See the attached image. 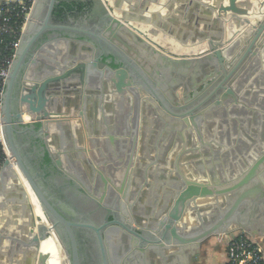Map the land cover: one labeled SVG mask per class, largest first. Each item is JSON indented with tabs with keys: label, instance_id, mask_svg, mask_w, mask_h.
Instances as JSON below:
<instances>
[{
	"label": "water",
	"instance_id": "obj_1",
	"mask_svg": "<svg viewBox=\"0 0 264 264\" xmlns=\"http://www.w3.org/2000/svg\"><path fill=\"white\" fill-rule=\"evenodd\" d=\"M61 1L34 0L2 94L3 138L9 157L0 167V264H42L41 244L50 237L52 229L36 221L25 183L47 217L49 203L21 151L18 135L45 137L50 149L52 132L67 129L69 121L78 122L75 118L83 116L82 105H89L92 100L117 103V97L124 103L134 98L135 130L141 112L148 113L147 107L142 108L144 101L152 103L163 120L175 117L178 121L171 123L176 124V132L182 128L199 132L201 122L209 134L211 124L222 128V138L216 140L219 145L215 143L216 161L203 149L206 164L202 155H189L192 157L183 161L182 169L180 159L186 150L181 151L176 144L172 159L162 171L152 172L159 184L153 183L148 198L136 204V227H119L120 234L130 235L129 230L136 237L123 244L117 264H182L187 252L198 250L207 239L235 230L262 236L263 245L264 152L246 121L264 110V0H183L171 13L168 5L166 18L160 12L154 18L135 16L122 10L121 0H81L87 18L81 20L74 13L63 21L53 18ZM141 6L146 8L145 4ZM44 9V19L30 33L42 19ZM175 9L192 21L190 25L184 21L178 27L171 25L177 22L175 17L169 20V28H161L163 19L173 17ZM102 20L105 25L101 28L98 23ZM90 25L97 30H91ZM99 33L131 55L149 74L151 85L146 82L147 87L140 86L128 68L112 67L100 52L104 39ZM47 48L54 50L55 56L36 72L31 69L37 62L33 57ZM204 65L215 66L211 83L203 79L204 88L199 91L193 78L194 95L184 92L185 104L178 105L184 112L163 111L159 107L160 102H165L161 98L163 92L169 96L168 88L176 90L175 85L183 82L190 89L183 76L200 73ZM217 80L219 84L215 85ZM246 84L249 94L243 89ZM203 96L206 97L200 100ZM25 115L30 118L29 123L23 121ZM244 132L251 133L254 139ZM110 138L103 171L123 193L121 200L110 187L126 213L127 206L133 209V205L126 203L131 188L129 184L125 188V178L130 175L131 183L137 176L135 171L139 172L138 163L134 168L139 142L133 132L126 150L125 144L119 146L113 135ZM236 140L240 147L235 146ZM254 146L257 150L250 151ZM48 158L61 165L56 153H49ZM143 170L146 177L147 170ZM143 186L139 180L132 190L140 194ZM63 245L69 264H79L77 251H69L64 242Z\"/></svg>",
	"mask_w": 264,
	"mask_h": 264
},
{
	"label": "flooded vegetation",
	"instance_id": "obj_2",
	"mask_svg": "<svg viewBox=\"0 0 264 264\" xmlns=\"http://www.w3.org/2000/svg\"><path fill=\"white\" fill-rule=\"evenodd\" d=\"M79 1L81 2V0ZM85 8L86 6H83L75 11H66L63 15H59L54 10L53 18L63 21L77 13V18L82 20L84 17L87 18ZM98 25L102 28L105 22L102 20ZM90 26L92 27L91 30H97L95 25ZM99 34L104 39L100 43L102 45L100 52L104 54V59L112 67L128 68L135 74L133 77L137 78V83L140 86L147 87L146 82L151 85L150 80H148L149 74L131 55L104 37L102 33ZM215 71V66L204 65L200 73H196L194 76L192 74L188 77L183 76L185 81L189 83L190 89L184 82L175 85L176 90L170 86L168 88L171 91L169 96H166L162 91L164 95L161 98L165 102L164 105L160 102L159 107L168 114L171 113L170 111L181 114L184 111L179 109L178 105L185 104L184 92H192V96L194 95L193 78L197 81L196 88L202 91L204 88L203 79L211 83V77ZM219 81L217 80L215 85H218ZM247 87L248 84L243 86V89H247L249 94L251 90ZM205 97L203 96L200 100ZM116 100L117 103L93 100L90 105H82L80 109L83 111L85 109L82 125L79 126V121H69L67 129L52 132L48 140L50 149L47 148L45 137H36L31 133L19 134L17 137L21 151L49 203V215L46 218L45 212L38 202L40 220H45L46 226H52V230H54V236L41 248L42 264H68V255L63 242L69 251H77L79 264H117L124 250L123 244L127 245L130 239L136 237L129 230L130 235L120 234L119 227L125 229L136 227L134 222L136 204L138 205L140 201L148 198L153 183L159 184L153 171L156 173L162 171V167L168 163V159H172L171 153L174 151V146L179 144L178 148L181 151L194 149L192 151L200 150L202 152L203 149H207V156L212 161H216L217 155L215 153L218 148L215 143L219 145L216 140L222 138L220 135L221 126L215 128V124H211V134H209L204 128V123L201 122L199 132L188 128H182L176 132V129L173 128V125L176 124L171 123V120L178 121L175 117L166 121L163 120L156 107H153L150 102H143L142 99V108L147 107L145 109H148V113L141 112L139 127L137 126L135 130L133 128L136 117L134 98L130 97L125 103L119 97ZM59 107L62 109L61 105ZM249 121L246 123L253 130L255 139H259L257 146L261 147V151L264 152V110L259 116H254ZM239 131L240 129L237 130V132ZM133 132L136 133L139 142L134 166L136 168L137 163L139 164V172L137 174L136 170L135 175H142L145 168L147 176L142 175L143 178L139 179L144 184L140 194H136L132 190L139 181L135 180L137 176L133 177L131 183L130 175L125 178V188L128 184L131 188L129 200L126 203L132 204L133 209L127 206L126 213H124L122 207L119 206L120 203L116 201L115 195L110 191V187L114 193L120 196L121 200H124L123 193H119L118 189L110 183L103 168L106 165L105 151L111 145L110 137L113 135L119 141L117 142L120 144L119 146L125 144L124 148L128 150L133 140ZM244 133L254 139L250 136L251 133ZM185 134H188V138H185ZM236 145L240 147L238 140H236ZM257 146H254V149H250V151L257 150L255 148ZM53 152L60 158L61 165L48 158V154ZM201 152L199 155H203ZM125 155L123 153V159H125ZM187 159L188 156L185 152L180 159L179 167H182L183 161ZM203 162L206 164V156L203 158ZM163 173L162 180L165 178ZM160 187L162 188V185ZM135 194L137 195L136 198ZM146 207L148 211L150 206L147 205ZM57 232L61 236V240ZM126 248L128 246H125Z\"/></svg>",
	"mask_w": 264,
	"mask_h": 264
},
{
	"label": "built area",
	"instance_id": "obj_3",
	"mask_svg": "<svg viewBox=\"0 0 264 264\" xmlns=\"http://www.w3.org/2000/svg\"><path fill=\"white\" fill-rule=\"evenodd\" d=\"M33 2L34 0H19L17 2L0 0V31L6 32L11 30V13L15 9L20 8L24 13L25 18V21L20 28L19 35L14 41L5 44L3 40H0V44H5L0 46V167L4 160L9 157V154L5 149L3 138L1 118L2 94L5 89V82L11 67L12 59L14 58L16 50L20 44L22 28L24 27V24H26ZM8 48L12 49V54L8 57L2 55L3 49ZM216 236L220 242L225 244L228 264H264V248L256 236L240 230L224 232Z\"/></svg>",
	"mask_w": 264,
	"mask_h": 264
},
{
	"label": "crops",
	"instance_id": "obj_4",
	"mask_svg": "<svg viewBox=\"0 0 264 264\" xmlns=\"http://www.w3.org/2000/svg\"><path fill=\"white\" fill-rule=\"evenodd\" d=\"M4 1L14 2V0H4ZM121 1H122L121 2L122 3L121 4L122 10H124L125 12H127V11L131 12L132 14H134L135 16H138V17L139 16L143 17V15H146L147 16L146 18H152V17L154 18L155 14H157L159 12L162 13L163 16L165 17V15L168 13V10H169V9H167L168 5H171L172 9L169 10V13H171L173 11V9L176 7V4H180L183 0H166L164 3L162 2L164 0H121ZM142 4L146 5L145 9H144L145 6L144 7L141 6ZM129 7H131V8L128 9ZM177 11L178 10L175 9V14L173 15V17L171 16V18H169L168 20L165 19L166 17L163 19V22H161V28H162V26H163V29L169 28V25H168V22L170 23L169 20L172 18H173L172 20H175V17H178L176 19L177 22L175 24L173 23L171 25L178 27L180 24L182 25V21H184L187 24V26L190 25V23L192 21L191 20L189 21L187 16H185V19H184V16H183L184 13H180V12L177 13ZM186 11L187 10L184 9V12H186ZM169 13L167 15H169ZM191 13L192 12H190L189 15H191ZM200 15H202V13ZM44 17H45V9L42 12V16H41L42 19L38 20L36 22V27H34L32 29V31H30V33H32L38 27V25L42 22ZM179 17H182V18H179ZM186 20H188V21L186 22ZM196 20H198V18L195 19V21ZM24 26H25V24H24ZM23 33H24V27L22 28V32L20 35V41H21ZM17 50H18V48H17ZM17 50H16V53H17ZM53 51L54 50H52L51 48L50 49L47 48L46 52H44V53L42 52L41 54H39V56L36 57L34 55L33 58L36 59L37 62H36V64H33L34 66H31V69L34 68L35 71L38 72L39 69H41L43 67V65L47 66L49 64L48 61H50V60H52V58H54L53 57V55H54ZM16 53H15V55H16ZM14 58H15V56H14ZM14 58L12 59V62H13ZM55 74L58 75L59 71H56ZM263 80L264 79L261 78V81H263ZM84 95H85V93H84ZM92 102H93V100L89 103V105L92 104ZM84 112H85V109H84L83 113ZM77 116H78V112H77ZM27 118L29 120H26ZM83 118H84L83 116H81V117L78 116L77 118H75L79 121V126L82 125ZM23 121L26 123H29L31 120L29 117H27V115H25L23 118ZM200 152H201L200 150H195V151H190V150L187 151L186 150V156L199 155ZM202 157L204 158L203 155H202ZM189 166L194 167L192 163H189ZM34 211H35V208H34ZM216 237L217 236H213V237L207 239L204 243H202L200 245L198 250H195L192 253H190L191 251L187 252V255L185 253H183L184 256L185 255L186 256L183 257L184 260H183L182 264H228V257H227L225 244L220 242ZM258 237L257 238L259 239V241L262 240V236H258ZM262 246L264 248V244Z\"/></svg>",
	"mask_w": 264,
	"mask_h": 264
},
{
	"label": "trees",
	"instance_id": "obj_5",
	"mask_svg": "<svg viewBox=\"0 0 264 264\" xmlns=\"http://www.w3.org/2000/svg\"><path fill=\"white\" fill-rule=\"evenodd\" d=\"M15 5V4H14ZM85 6V3L80 2L79 0H62L60 3L57 4L55 10L56 13L58 12L59 15L65 14L66 11H75L80 9L81 7ZM12 21H11V30L2 32L0 31V40H3L5 44H9L10 42L14 41L20 32V28L25 21L24 13L19 9H15L12 13ZM0 44V46L5 44ZM12 54V49H3L2 55L10 56Z\"/></svg>",
	"mask_w": 264,
	"mask_h": 264
},
{
	"label": "bare ground",
	"instance_id": "obj_6",
	"mask_svg": "<svg viewBox=\"0 0 264 264\" xmlns=\"http://www.w3.org/2000/svg\"><path fill=\"white\" fill-rule=\"evenodd\" d=\"M27 117H28V115H27ZM26 120H29V119L27 118ZM25 185H26V187H27V189H28V191H29V193H30L31 200H32V204H33V206H34V208H35L34 213H35L36 221H37L38 223L41 222V223H44L45 225H47L45 220H43V221L40 220L39 211H38V202H39L38 199L36 198L34 192H33L32 189L29 187V185L26 184V183H25ZM39 204H40V202H39ZM40 205H41V204H40ZM41 207H42V206H41ZM42 209H43V208H42ZM43 210H44V209H43ZM44 212H45V211H44ZM45 215H46V213H45ZM46 218H47V215H46ZM46 218H45V219H46ZM53 232H54V230L51 229V230H50V237L42 242V244H41V248H42V246H43L46 242L49 241L50 238H52V237L54 236ZM40 255H41V250H40ZM66 261H67V260H66ZM68 264H69V260H68Z\"/></svg>",
	"mask_w": 264,
	"mask_h": 264
}]
</instances>
